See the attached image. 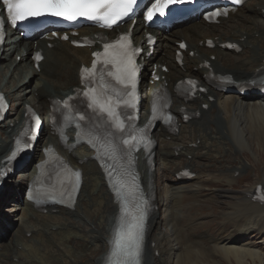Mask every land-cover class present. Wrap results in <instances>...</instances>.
Returning <instances> with one entry per match:
<instances>
[{
	"label": "bare ground",
	"instance_id": "bare-ground-1",
	"mask_svg": "<svg viewBox=\"0 0 264 264\" xmlns=\"http://www.w3.org/2000/svg\"><path fill=\"white\" fill-rule=\"evenodd\" d=\"M228 18L235 20V24L226 30L216 31L210 29V26L201 24L174 32L168 37H158L157 53L161 49L170 53V58L168 59L165 55H156L154 64L163 65L168 69L167 73L157 70V74L166 82L168 88H172L176 82L184 78H194L203 83L205 76L211 73L228 74L236 82L251 80L260 75L264 64V24L260 21L264 20V0L247 3ZM90 32L94 31L85 30L80 34L86 36ZM133 33L135 37H138L137 39H141L138 26H135ZM206 40L212 41L213 49L206 48ZM181 41H185L187 45V50L182 53L183 66L186 65V71L183 72L179 70L174 60L175 52L178 50L177 45ZM45 43V40L37 42L38 47L44 51L45 57L39 65L41 69L39 73L34 70L29 60L32 44H23L12 39L2 46L0 91L11 101L17 93L19 95L16 98L17 104L0 125V161L6 157L11 148L12 136L23 121L25 107L35 108L34 105L37 104L36 111L47 119L49 101L62 100L71 93L72 89L78 85L80 65L90 62V50L74 49L68 43L56 41L51 43L52 49H47ZM225 43L237 45L241 49L240 58L228 61L230 54L221 48V45ZM25 51L27 55L23 57ZM244 52L246 55H241ZM189 53H192V57ZM17 57L20 58L18 62ZM151 60L142 62V65H149ZM207 62L208 65L202 66ZM71 67H74V74L72 73L67 79L64 75ZM57 68L60 70L56 73ZM149 96L150 92H147L146 102ZM190 106L200 116L190 124L189 130H184L185 136L179 134V137L170 139L171 142H166L167 135L164 131L161 130L155 134L158 140L155 151L160 160L166 163L162 164L163 170L168 168L172 170L173 161L183 157L196 158L199 150L208 151V154H211V150L205 144L213 140L215 142L211 145L213 149L220 148L222 151L223 146L229 143V146L234 145L237 151L246 150L251 152L252 156L253 146L250 140H255L256 146L263 148L264 134L253 125V122H257L264 127V99L260 100L259 96L253 95L249 99H241L230 92L217 94L206 88V92L198 95ZM205 106L208 108L207 111L202 110ZM212 126L216 127V130L210 137L209 133L212 131L209 132V129ZM73 137L74 132L71 133V138ZM42 143L45 146L55 145L56 139L46 131ZM244 146L247 147L244 148ZM56 150L72 166L82 171V187L76 200L68 210L54 207L42 214L35 211L26 198H20L17 205L13 206L17 223L12 237L8 239L0 236V264H4L13 257L16 258V263L12 264H78L87 252H91V256L84 264H105L110 242L118 223V209L110 194V184L106 183L100 169L91 160L93 152L84 148H76L73 151ZM219 154L220 152L217 156ZM38 159L40 161L43 159L40 152ZM35 163L31 161L23 168L19 173L20 177H25L27 181L33 179L37 172ZM143 166L141 164L140 168ZM181 166H183L181 169H195L192 161L185 160L181 165L176 166V174L181 170H178ZM245 168V165H241L237 170L227 169L220 176L230 184L233 181V174ZM193 173L195 176L188 183L176 178L173 184L162 189L165 200L168 198L170 200L164 204L161 203L148 221L146 248L141 256V264H183V258L189 256V250L196 253L184 260L186 264H200L201 261L203 264H223L224 261L228 264L232 262L247 264L250 261L248 258L256 264H264L263 254L259 249L262 243L254 248L250 243L253 237L257 238L264 234V210L263 207L250 202L248 199L250 191L239 198L229 199L237 202L230 204V207L234 208L227 214L228 222L223 226L219 237L212 240L209 249L200 253V250L191 246L185 249L186 252L183 251L178 240L180 226L185 219L184 206L180 198L183 192L180 193V191L197 195V190L204 181L196 174V169ZM143 180L147 184L146 175L143 176ZM259 181L261 183H256L252 190L258 185L264 189V177ZM225 191L227 190L221 193ZM16 195H20L18 191ZM6 196V192L2 193L0 201ZM227 196L229 195L220 197L227 198ZM240 209L252 214L244 216V220L240 221V216L234 213ZM159 213H162V220L158 218ZM155 252L158 253V257H155Z\"/></svg>",
	"mask_w": 264,
	"mask_h": 264
},
{
	"label": "snow or ice",
	"instance_id": "snow-or-ice-1",
	"mask_svg": "<svg viewBox=\"0 0 264 264\" xmlns=\"http://www.w3.org/2000/svg\"><path fill=\"white\" fill-rule=\"evenodd\" d=\"M184 2L185 0H154L146 12V19L151 21L156 15L164 16L170 5ZM233 2L239 3L241 0H233ZM2 3L6 6L8 19L12 24L28 17L51 14L69 20L85 17L101 27L111 28L128 17L139 0H2ZM103 47V53L93 54L94 57H102V59H94L90 69H81V80L85 82L91 78V83L95 85L97 72H99V84L86 87L83 93L87 100V107L103 121L102 124H93L88 129L89 143L94 147L100 144L106 155L116 156L120 149L111 138L112 133L108 129L122 132L124 123L118 109L122 106L135 108L137 73L135 56L139 50L131 47L128 35H121L115 42L105 43ZM98 64L101 65L99 69ZM108 65H111V69L107 67ZM106 77L111 78L115 84L110 83ZM71 99L68 98L62 102L64 108L69 111L73 110ZM4 106L3 98L0 97V110ZM152 111L155 116L157 112L155 103ZM77 116L78 121L87 119L86 114L77 113ZM105 116L106 120H104ZM78 127L82 125L78 124ZM101 127L105 129L103 136L98 131ZM141 142L145 143V147L150 145V142L144 141L143 136L139 139L133 136L131 139L125 138L121 141L126 146L129 155L133 147ZM75 175L78 183L79 173ZM128 175L130 174L126 169L122 170L120 179L114 183L116 193L120 197L123 228L114 242L111 253L115 259L109 264H140L145 212L135 199L138 190L135 177L128 181L125 179ZM109 178L113 179L112 172H109Z\"/></svg>",
	"mask_w": 264,
	"mask_h": 264
},
{
	"label": "rangeland",
	"instance_id": "rangeland-1",
	"mask_svg": "<svg viewBox=\"0 0 264 264\" xmlns=\"http://www.w3.org/2000/svg\"><path fill=\"white\" fill-rule=\"evenodd\" d=\"M245 15V13H243ZM235 21V20H234ZM234 21L231 19H227L221 22L218 26H211V29L222 31L228 29L230 26H234ZM264 24V20H260ZM246 26H248L246 24ZM183 28L174 30L173 32L163 36L168 37L174 32H180ZM164 52V51H162ZM166 53V52H164ZM230 55L228 56V61L233 60L235 58H240V52L234 53L229 52ZM241 55H246V52H244ZM167 57L170 58V54H167ZM57 63V62H56ZM60 68L56 69V73L59 72ZM74 74V67L69 68L66 71V75H64L67 79L70 78V75ZM19 95L17 93L14 97V99L9 102L12 104V107L17 104L16 98ZM34 107H37V104L34 105ZM211 113V112H210ZM209 113V114H210ZM2 124V123H1ZM0 124V125H1ZM254 127L258 128L259 131H261L264 134V127L260 126L257 122H253ZM215 126V125H214ZM212 126L209 129L212 132L209 133L210 137H212L213 132H215L216 127ZM262 134V135H263ZM264 136V135H263ZM209 137V138H210ZM43 139V137H42ZM41 139V141H42ZM264 139V137H263ZM251 146H253V156L251 155V152L243 150L237 151V148L229 146V143H226L225 146H223V150L221 149H213L211 148V145L215 144L214 140L207 142L205 145L209 147L211 150V154H208V151H198L197 159L194 160V165H196L197 170H200L201 172H204L205 175H210L211 178H208V180L205 182L203 186L200 187L198 192V195H194L193 193H187L182 196V205L184 206V217L183 222L180 226V232L178 240L180 242V246L182 247L183 251L186 252L185 249L190 248L191 246L195 247L196 250H200V253L209 249V247L212 245V240L219 237V234L221 230H223V226L226 225L228 222L227 216L228 213H231L232 209L230 207L231 203H236V200H229L232 197L239 198L243 194H246L249 191H252V187L256 183H261L259 181L262 177H264V146L257 147L255 140H250ZM220 143V142H219ZM221 143H224L221 141ZM255 146V147H254ZM247 146H244V148ZM227 149V150H225ZM220 152V154L217 156V153ZM217 156V157H216ZM216 157V158H215ZM183 161V160H182ZM181 163V162H177ZM176 164H173V168ZM241 165H245L246 168L243 171H236L235 174L237 176L233 177V181L229 184L225 180H223L220 176V174L225 170H237L240 168ZM227 174V173H225ZM234 175V174H233ZM174 177V170H168L162 171L160 168L157 170V178L156 182L158 184V188H161L162 185H168L170 181L173 180ZM21 177L17 176L14 178L13 181L10 183H7L5 185L6 192V198L2 199L0 201V236H5L6 238L10 239L13 235L14 226L16 225V212H14V207L16 206L15 203L17 202L19 196H15L13 186L15 187H24V184L26 183L25 179H20ZM20 179V180H19ZM15 184H13V182ZM231 191H229V190ZM159 190V189H158ZM227 190L224 193H221V191ZM3 192V193H4ZM8 193V194H7ZM227 196L220 197V196ZM14 206V207H13ZM67 210V209H66ZM234 213L238 214L240 216L239 220H244V216H250V212L245 213L242 209L234 211ZM160 220H162V215L159 216ZM79 221L80 219H75ZM6 234V235H5ZM26 237H29V235H26ZM264 239V234L260 235L259 237L252 238L251 247H257L258 244H261L259 246V249L261 250L263 254V260H264V241H261ZM184 252V253H185ZM207 252V251H206ZM91 252H87L83 255V257L78 261V264H84L86 261L89 260V257L91 256ZM183 253V254H184ZM194 253L191 250L188 251V257L183 258V264L184 260H187L192 256ZM182 255V254H181ZM184 256V255H183ZM155 257H158V254H155ZM165 258V257H162ZM250 260V261H249ZM16 262V258H10L7 260L4 264H12ZM247 264H256L253 260L248 258ZM200 264H203L201 261ZM223 264H228L226 261H224ZM231 264H235L232 262Z\"/></svg>",
	"mask_w": 264,
	"mask_h": 264
}]
</instances>
